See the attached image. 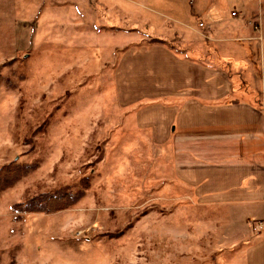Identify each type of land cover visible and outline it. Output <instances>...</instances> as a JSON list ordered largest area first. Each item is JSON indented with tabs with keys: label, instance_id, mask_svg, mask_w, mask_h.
Wrapping results in <instances>:
<instances>
[{
	"label": "rangeland",
	"instance_id": "1",
	"mask_svg": "<svg viewBox=\"0 0 264 264\" xmlns=\"http://www.w3.org/2000/svg\"><path fill=\"white\" fill-rule=\"evenodd\" d=\"M175 1L0 0V168L17 179L0 192V264H222L218 229L172 206L115 85L128 46L187 31ZM52 193L65 203L43 211Z\"/></svg>",
	"mask_w": 264,
	"mask_h": 264
},
{
	"label": "crops",
	"instance_id": "2",
	"mask_svg": "<svg viewBox=\"0 0 264 264\" xmlns=\"http://www.w3.org/2000/svg\"><path fill=\"white\" fill-rule=\"evenodd\" d=\"M184 8L187 31L123 51L118 97L139 110L160 183L178 190L172 206L202 207L197 221L218 229L220 262L264 264V0Z\"/></svg>",
	"mask_w": 264,
	"mask_h": 264
},
{
	"label": "trees",
	"instance_id": "3",
	"mask_svg": "<svg viewBox=\"0 0 264 264\" xmlns=\"http://www.w3.org/2000/svg\"><path fill=\"white\" fill-rule=\"evenodd\" d=\"M11 171L12 170L10 169V165H7L3 168H0V192L2 190L6 189V185H10L12 182L14 183L17 180L16 176L11 177V179H10L9 175L13 174V173H11ZM52 194L53 195H50L48 197V204H46V207L43 211L50 212L52 210V208L54 210V209H57L58 207H61L64 205L65 201L62 203L61 197L54 195V193H52ZM24 210H26V209H24Z\"/></svg>",
	"mask_w": 264,
	"mask_h": 264
},
{
	"label": "built area",
	"instance_id": "4",
	"mask_svg": "<svg viewBox=\"0 0 264 264\" xmlns=\"http://www.w3.org/2000/svg\"><path fill=\"white\" fill-rule=\"evenodd\" d=\"M234 14V13H233Z\"/></svg>",
	"mask_w": 264,
	"mask_h": 264
}]
</instances>
